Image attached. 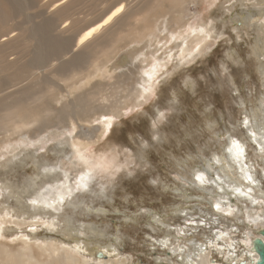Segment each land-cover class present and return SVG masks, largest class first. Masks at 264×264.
Segmentation results:
<instances>
[{"label":"rangeland","instance_id":"1","mask_svg":"<svg viewBox=\"0 0 264 264\" xmlns=\"http://www.w3.org/2000/svg\"><path fill=\"white\" fill-rule=\"evenodd\" d=\"M28 1L22 0L23 8L10 22V25L18 26L12 34L13 43L4 47L0 53L4 55L3 62L12 65L19 61L18 65L0 70V78L13 74L19 65L32 60L37 52L36 40L27 41V36L19 37L20 33L28 35L36 24L53 19L59 9L54 4L57 0H41L33 6ZM71 1L66 0L63 5ZM113 1L116 0H98L97 4H92L86 0L72 9L75 12L72 18L77 25H84L99 16ZM127 2L130 4L129 12L139 8L136 0ZM158 2L144 0L143 5L148 9L139 8L128 21V26L119 28L121 33L117 37L114 34L110 41L109 38L106 40L111 42L115 38L112 46L109 44L100 50L95 49L92 59L83 66L68 67L54 76L43 74L45 70H37L38 75L48 79L45 85L35 86L24 95L22 102H16L20 96L12 88L4 101L7 107H11L0 104V179L8 178L22 185L35 172L41 173L39 176L43 177L42 168L34 166L22 151L9 158L14 159L13 162L3 160L5 153L10 154L8 150L11 147L31 139L36 143L32 144L31 141L28 147L41 164L50 160L61 174L63 170L73 168L71 178L76 175L73 180L76 182L73 185L76 189L74 194L58 201L54 206L57 214L50 215L48 219V209L43 210L40 219L27 217L29 222L23 225L14 223L16 217L7 215L5 230L2 229L4 221L0 217V264H21L22 257L17 255L23 250L35 261L58 264L54 258L60 256V252H65L67 243H75L66 236L64 238L62 233L66 214L71 215L72 225L77 226L78 233L73 235L77 242L86 241L91 246L97 241L102 246L116 245L114 252L102 250L97 254L98 258L91 257L88 264H99L102 260L106 264H178L180 254L172 256L176 248L181 246L187 250L191 240L204 241L206 236L211 235V229L222 230L224 226L225 218L222 216L212 220L214 214L201 216L207 210L210 211V202L217 198H211L209 188L205 190L209 184L201 186L199 181H195L197 184L192 182L191 170L200 169L208 178L209 174L202 170V166L213 153L221 154L219 149L228 138V133L242 136L247 141L249 157L255 162L264 190V161L256 144L248 140L243 123L244 111L254 108L264 98V75L259 71L264 56L258 57L254 53L257 39L263 33L261 24H264V18L255 22L246 20L247 14H257L259 5L255 0H187L184 3L188 15L185 19L189 24L204 22L209 25L213 34L209 41L210 47L190 64L176 67L170 61L166 75L152 87L146 99H141V104L132 101L135 95L130 97L131 100L125 104L121 115L112 122L111 127H102L101 121L104 120H99L102 112H109L115 104L130 95L131 88L136 87L134 85L144 75V67L149 61L147 55L152 53L144 51V46L137 50L139 42L129 34L134 29L142 30L146 23L152 25L159 22L157 29L160 26H172V29L182 27L169 11L168 0H161V4L156 5ZM150 7L152 10H149ZM70 20L68 18V22ZM64 25L62 20L60 27L53 31L54 35L63 40L71 38L73 33H64L65 28L61 29ZM161 36L163 38L165 35ZM148 37L144 39L148 40ZM75 43L74 39L73 50L76 49ZM128 49L129 59L125 58L124 52ZM21 50L30 52L19 60L17 53ZM75 51L83 50L79 48ZM68 57L66 53L61 56L65 61ZM51 63L55 65L57 62L49 61L48 64ZM189 79L192 82L187 85ZM25 83L23 85L27 86L30 82ZM242 101L246 104L243 105ZM14 109L17 114L12 113ZM7 113L15 116L13 125H21L19 120L22 117L31 123L21 131L7 130L8 123L1 121ZM77 132L93 135L90 143L81 136L87 143L81 153L77 152L72 140ZM38 140H44V145ZM2 147H5V152ZM56 150L63 152L57 154ZM212 174L216 175V170H212ZM81 179L84 182L79 184ZM49 187L55 191L62 190L51 180L41 179L36 195H30L41 198ZM0 195V203H3L6 196L1 190ZM69 201L74 204L78 202L80 206L74 209L69 206ZM14 202L12 200L10 204H16ZM178 207L186 209V212L182 213ZM232 208L233 213L238 215L234 202ZM192 215L198 221L195 230L185 228V218H193ZM200 219H203V224L199 223ZM156 220H161L166 226L157 224ZM89 223L97 225L104 234L86 238L82 226ZM181 228L185 229L182 230L184 235L175 237ZM167 230H170L171 236H165ZM253 233L260 238V233ZM239 234L237 232L235 235ZM164 236L170 240L167 249L160 244ZM48 245L60 249L52 255L46 250ZM66 248L84 264V253L76 252L72 247ZM213 258H219V255L214 254Z\"/></svg>","mask_w":264,"mask_h":264},{"label":"bare ground","instance_id":"2","mask_svg":"<svg viewBox=\"0 0 264 264\" xmlns=\"http://www.w3.org/2000/svg\"><path fill=\"white\" fill-rule=\"evenodd\" d=\"M37 1L41 2V0H29L28 3L30 6H33L36 5ZM85 1L86 0H72L70 3L63 5L66 2V0H57L55 1L54 4H56L55 6L58 7L59 9L56 11L53 19L44 22L42 24H36L34 28L30 29L29 31L30 33L28 35L24 34L23 32L20 33L19 37L27 36L25 38L27 39V41H30L32 39L36 40L38 49L35 56L32 57L33 58L32 60L26 61V63H22L23 64L22 66L19 65L14 70V73L12 72L13 74H9L6 78H0V94H1L0 104L3 105L8 94L10 93L9 90H11L12 88L16 89L14 92L18 93L20 96L16 102H22L24 99V95L31 92L35 86L38 85L40 86L44 84L46 81H48V79H46V76L38 75L37 74L38 72L36 73L37 70H41V71L45 70L43 74L49 73L50 75L54 76L57 75L61 70H66V68L68 67L77 66V65L83 66L85 63H87L92 59L93 52L95 49L98 48L100 50L102 47H105L109 44L112 46V43L115 40V38L111 42H107L106 40L109 38L110 41V37H113L114 34H115L114 37H117V35L121 33V29L119 28L128 26V21H130V19L134 16V13L137 10H139V8L140 10L148 9L146 5H143L144 0H136L137 6L139 8H136L134 12H129L128 6L130 4L127 2L128 0H116L113 1L112 4L109 5L107 8H105L102 11V13L99 14V16H96L92 21L90 22L88 21V23L80 26L77 25L75 19L72 18V15L75 14V12H73L72 9H74L75 6L84 3ZM90 1L92 4H95L98 0H90ZM255 1L257 2V5H259L257 14H247L246 20H252L255 22L262 19V17L264 18V2H262L261 0H255ZM168 2L170 3L169 6L170 10L169 9L168 10L173 14V17H175L180 22V24L182 25L181 29H176V28L172 29V26L169 27L160 26L157 29L156 27L158 26L159 22H157L156 24L153 23L152 25L151 24L147 25L146 23L145 27L142 30H140L141 32L137 29H134L129 34V36H133L134 40L139 42L137 50L141 49L140 46H144L142 48L144 51L145 50L151 51L152 53L150 55H147L149 61L144 67V71H143L144 75L142 76L139 83L134 85L136 87L131 88L132 90L130 92V95L124 101L115 104L109 110V112H102L99 118V120H104L103 122L101 121L103 125L102 127L105 128L111 127L112 122H115L114 120L121 115L125 104L131 100L130 97L135 95L136 98H132V101L134 103L141 104L142 103L141 99H146V97L150 94L152 87L156 86V84L159 82V79L163 75H166V71H168V66L170 64L169 63L170 61L176 67L184 64H190L192 61H195L198 55L200 56L203 52H205L206 49L210 47L209 41L210 38L213 37V34L209 29V25L205 24L204 22H202L201 24H194V23L189 24V22L185 19L188 16L186 15L187 13L186 6H184V3H186L187 0H168ZM158 4L159 5L161 4V0H159V2L156 5ZM140 5H142V7H140ZM22 8H23L22 0H0V53L2 52L4 47H8L9 44L13 43L14 41L12 34L15 32V28L18 26L10 25V22L14 21L15 15H17ZM151 8L152 7H150L149 10ZM68 18L71 19L69 22H68ZM62 20H63V24H65L61 28V29L65 28L64 33L73 31L71 38H67L63 40L57 35H54L53 31H56L60 27L59 23L62 24ZM136 20L139 21V18H137ZM261 29H263L262 30L263 33L259 35L256 45L254 47V53L258 57L264 56V24H261ZM161 34L165 36L162 38ZM145 36H149L150 38L148 37V40H146L147 38L144 39ZM74 39L76 40L75 43L76 49L73 50L72 42L74 41ZM79 48L80 49L82 48L83 51L76 52L75 50ZM23 50H21L19 54L17 53L19 60L24 59L25 55L30 52L28 50H27L28 52H24ZM129 50L130 49L124 50V52L126 53L125 58L127 57V59L130 58V55L127 53V51ZM65 53L66 55H69L68 57L69 59L67 61H65L64 58H61V56H63ZM3 57L4 55H0V70L11 68L12 65H16V64L18 65L19 61L16 63H12V65L8 64L7 62H3L2 61ZM49 61L51 62L53 61L57 63L55 65L51 63L50 65L48 64ZM48 66L49 68L46 69V67ZM259 69H260L259 71H261L264 75L263 62H260ZM25 82L27 83L30 82V83L27 84L26 86L23 85ZM189 82L191 83L192 80L189 79L186 84L188 85ZM241 103L243 105L246 104L243 101ZM5 105H6L5 107H7V104ZM8 107L10 108L11 106ZM12 113H16L15 109L12 111ZM244 113H245L244 121L249 120L251 122L254 119L257 124H259L261 121H264V98L260 100L258 105H256L254 108L250 109L249 111L245 110ZM10 114L11 113H7L6 118H3L1 120V121L5 120L8 123L7 130L15 129L21 131L27 128L31 123L28 122L24 117H22L21 120L17 118L21 123V125L19 126L13 125L14 124L13 119L15 116L12 117L10 116ZM71 118L72 120H74L73 117ZM246 129L248 133L247 134L248 140L256 144L257 151L260 153V157H262L264 161V154H263L264 151H262V149H264V143L261 142L259 131L257 130L255 125ZM253 131L257 132V138L255 140L249 138L250 133ZM78 132L77 134H75L76 135L75 137H73L71 133V137H73L72 138L73 144L76 147L77 152L81 153L82 149L86 147V144L92 141L93 135L90 133L87 136V134L82 135ZM63 134L65 133L63 132ZM81 136L85 138V140H87L88 142L86 143V141H84L81 138ZM227 136H228L227 139L230 140L240 139V137L232 133H228ZM31 141L32 144L36 143L33 142L32 139ZM31 141L26 142L23 140L21 143L17 141V143L19 142L20 144L17 145L15 143L16 146L14 145V147H11L12 149L10 147L9 149L6 146L9 149L8 151L11 152L10 154H8L9 152L5 153L3 160L7 159V163L13 162L14 159H9V158L13 157L12 155H14L15 153L20 154V152L22 151V153H26V156L32 160L34 166L42 168L43 177H40L41 173H39L40 174L39 176L38 172H35L34 175L27 178L25 182H22V185H20L21 183L18 184L16 182L9 180L8 178L4 180L0 179V190L4 193V196H6V199L5 200L3 199L4 200L3 203H0V217L4 221L2 222L3 225L2 229L5 230H6L5 223L8 221L7 215H12L13 217H16L15 220L12 218V220H14L13 222L18 225L20 224L23 225L29 222V220H27V217H30L31 219L42 216L43 210L46 211L48 209L47 212L48 213L47 219H48L50 215H53L55 213L57 214L54 208L55 204L58 201H63L65 199V196L73 195L74 191L76 190L73 186L76 184V182H74L76 175L75 177L71 178V175L74 174V171L71 172L73 168L71 170L70 169L63 170L62 171L63 173L61 174L56 169V165L55 164L52 165L50 160H46L44 164H41L40 160L34 157L35 154L33 155V153L29 149L30 147H28V145L30 146ZM38 141L41 142L40 144L44 145L43 143L44 140L43 141L38 140ZM61 142H59L58 144H60ZM241 143L245 147V153L241 156L239 161L233 163L231 162V160H225L223 163L216 164L215 160L220 159L221 154L215 152L212 154V157L210 159L209 158L206 159V162L202 166V170H204V172H206L207 175L209 174L208 177H219L220 179L219 181H217L215 185L206 186L205 190L209 188L208 190L210 191L209 194L211 198L213 199L217 198V199H215L214 202L212 201L210 202L211 204L210 211L207 210V212L203 213L201 216L214 214L213 215L214 218L212 216L211 220L216 219L215 217L217 216L218 217L222 216L225 218V223L223 224L224 226L222 227V230L221 228H219V230L211 229L212 232L211 235L206 236V238H204L205 239L204 241H198V239H193V241L191 240L190 245L189 246L187 245L188 246L187 250H185L186 248L184 247L185 248L184 252H179V249H182L181 246L176 248L175 251L180 254L179 259L180 256L184 257V264H241V262H243L244 264H258L257 262L259 260V255L254 249V240L258 237H256V235L253 232L256 231L257 233L261 234V230L264 229V190L261 187L262 180H260L257 174L258 171L255 162H253L252 159H250L249 157L247 151L248 143L243 138L241 140ZM32 144L31 147H33ZM40 147L42 148V146ZM2 148L5 149V147ZM5 151L6 149L4 150V152ZM62 152L56 150L57 154ZM0 158H2V156ZM242 168L244 169L243 172L241 171ZM217 169H219V171ZM212 170H216V175L212 174ZM84 172L82 174H84ZM191 172L193 177L192 182L197 184V182H195L196 181L195 176L201 175L203 171H201L200 169H196V170H191ZM246 175H251L255 183H250L249 181H247L245 178ZM41 179L51 180L53 183L57 184L59 188L61 187L62 190L55 191L54 188L49 187L47 189L46 194H43L41 198L32 197L30 194L36 195L35 193L37 190V186ZM79 181H80L79 184H82L84 182V179H81ZM220 189H222V191ZM236 189H239V191H235ZM29 196L30 199L28 198ZM187 199H189V197ZM12 200H14L16 204L11 205L10 202ZM232 202H234L237 208L236 210L238 212V215H235V213H233L234 209L232 208ZM202 203L201 205H203ZM68 204L74 209L80 206V203L78 202H75L74 204V202L69 201ZM216 204H220V207L222 209L221 212L216 211L215 208ZM178 209H180L182 213L186 212L185 211L186 209L185 210L181 209V207H178ZM228 213H231V215H227ZM201 216L199 215V217ZM191 217L194 218V215H192ZM38 219H40V217ZM32 221L33 220H31L30 222ZM71 221H72L71 215L66 214V216L64 217L65 227L63 228L62 233L64 234V238L68 237L70 240H72V242H75L74 244L67 243L66 247L68 248L72 247L74 251L84 253L83 254L85 255V257L83 258L84 264H88L89 260H91V257L93 256L98 258L97 256L99 255H97L98 254L97 249H99L100 252L102 250L103 252L115 251L116 249L115 244L102 246V243L101 242L99 243V241H97L98 243L96 242L95 245L93 243V245L91 246L90 243L86 241L81 243L77 242L73 238V235L78 233V230L76 228L77 226L74 227ZM159 221L160 224L165 225L161 220ZM35 223L36 222L32 224ZM82 227H83L82 232L83 234H85L86 238L90 236H102L104 234V231L102 229L98 228L97 225L92 223H89L88 225H83ZM182 230L185 231V229L181 228V231ZM237 232H239L240 234L242 233L243 234L242 237H240V234L235 235ZM170 233L171 232L169 230L165 234V236L166 235L171 236L172 233L171 234ZM175 237H177V235ZM217 237L220 238L218 239ZM260 238L264 239V236L261 234ZM165 242H167V245H170V240L167 239L166 237L160 240V244L162 246ZM66 247H64L65 252L63 253L60 252L59 253L60 256L54 258L55 263L82 264V262L80 261L81 259L78 260L76 258L77 256L75 257L71 253H69ZM65 248L67 251L65 250ZM59 249H60L59 247L51 248L50 245L46 247V250L50 251L52 255L55 254L56 251H59ZM23 251L22 253L19 252L20 254L18 253V255L16 254L17 256L22 257L20 258L21 264H45L43 262L35 261L30 254L23 253ZM214 254H218L220 259L213 258ZM99 264H106V262L102 260Z\"/></svg>","mask_w":264,"mask_h":264},{"label":"snow or ice","instance_id":"3","mask_svg":"<svg viewBox=\"0 0 264 264\" xmlns=\"http://www.w3.org/2000/svg\"><path fill=\"white\" fill-rule=\"evenodd\" d=\"M198 54V53H197ZM244 125L246 128H250L253 125L256 126L257 130L260 133V138H261V142L264 143V121H261L259 124L256 123V121L253 119L251 122L249 120H245ZM250 139L255 140L257 138V132L253 131L250 133ZM242 140V136L240 137V139H236V140H230V139H225L224 140V144L221 147V149H219L220 153H221V158L220 159H216L215 163L216 164H220L223 163L225 160H231V162L235 163L236 161H239L241 156L245 153V147L242 145L241 143ZM55 144L53 143V150H55ZM262 151H264V149H262ZM246 167V165H245ZM219 171V169H217ZM241 171L243 172L244 169L242 168ZM246 180L249 181L250 183H255V181L253 180L251 175H246L245 176ZM219 177H208L206 178L203 174L201 175H197L195 176V180L199 181L200 185L203 186L205 184H209V185H215L217 183V181H219ZM222 191V189H220ZM235 191H239V189H236ZM243 194V193H242ZM35 203V202H34ZM216 211L217 212H221L222 209L220 207V204H216L215 205ZM227 215H231V213H228ZM203 219L199 220L200 224H203ZM160 221L157 220V224H159ZM197 225V220L195 218H185V228H193V230H195V226ZM31 231H35V229H32ZM184 235V232L181 231L179 233H177V237ZM218 239L220 237H217ZM163 247L167 249L168 245L167 242H165L163 244ZM100 250L97 249V253H99ZM179 252H184V249H179ZM177 252H172V256H176ZM178 264H184V257L180 256L179 262Z\"/></svg>","mask_w":264,"mask_h":264},{"label":"water","instance_id":"4","mask_svg":"<svg viewBox=\"0 0 264 264\" xmlns=\"http://www.w3.org/2000/svg\"><path fill=\"white\" fill-rule=\"evenodd\" d=\"M261 234L264 236V229L261 230ZM254 249L259 255L258 264H264V239L263 238H256L254 240ZM241 264H244L241 262Z\"/></svg>","mask_w":264,"mask_h":264}]
</instances>
